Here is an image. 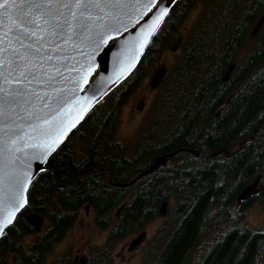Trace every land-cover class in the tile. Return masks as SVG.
Here are the masks:
<instances>
[{"label":"trees","instance_id":"1","mask_svg":"<svg viewBox=\"0 0 264 264\" xmlns=\"http://www.w3.org/2000/svg\"><path fill=\"white\" fill-rule=\"evenodd\" d=\"M199 2L176 1L132 74L50 157L30 187L27 206L0 239V264H44L87 205L100 228H112L88 264H113L118 243L154 222L164 200L172 204L148 242L143 264H264V227L246 221L252 200L264 205V25L239 58L264 16V0H207L146 120L129 142L117 137L129 97L179 40ZM172 153L166 166L132 186L111 184L131 181ZM258 178L256 194L239 203ZM29 213L49 225L26 247L22 239L35 231ZM55 264L68 263L61 258Z\"/></svg>","mask_w":264,"mask_h":264},{"label":"water","instance_id":"2","mask_svg":"<svg viewBox=\"0 0 264 264\" xmlns=\"http://www.w3.org/2000/svg\"><path fill=\"white\" fill-rule=\"evenodd\" d=\"M176 1L157 0L151 4L147 0H128L120 5H92L87 11L69 5L60 8L58 14L42 17L21 16L17 12L19 5L0 6V60L4 62L0 68L3 72L0 86L4 89L0 92V221L4 222L0 239L27 206L30 187L43 172L39 168H48L50 157L90 111L132 74ZM263 25L264 16L252 29L251 36L256 37ZM98 36L105 43L95 55H90L92 41ZM182 41L179 38L172 50ZM16 55L26 59L17 60ZM235 68L233 64L227 70L224 83L229 81ZM20 71H24V77L19 76ZM10 73L22 82H6L11 78ZM168 73L166 66H159L150 78V87H160ZM143 107L141 102L137 109L141 111ZM45 140L56 142L42 154L33 145ZM175 155L156 158L147 170L127 183H111L120 188L132 186L166 166ZM37 156L44 161L42 165ZM259 180L243 190L239 203L256 192ZM168 207L169 201H163L161 216L167 215ZM89 209V205L85 206L86 211ZM26 218L36 232L42 231L45 223L42 215L29 213ZM8 219L11 224L7 223ZM145 236L143 232L134 238L128 251L137 249ZM79 264H86L85 258Z\"/></svg>","mask_w":264,"mask_h":264},{"label":"rangeland","instance_id":"3","mask_svg":"<svg viewBox=\"0 0 264 264\" xmlns=\"http://www.w3.org/2000/svg\"><path fill=\"white\" fill-rule=\"evenodd\" d=\"M206 1L207 0H200V2L196 5V7L193 8L186 21L181 26L180 38H183V40L199 17ZM257 37L258 36L252 37L250 34L247 36L239 53V58H242L252 48L257 40ZM175 44L176 43L173 42L161 54L151 74L129 97L126 105L123 108L119 128L117 130V137L120 141L129 142L137 133L142 123L146 120L148 111H150L151 108V104L162 88V85L164 84L167 77L163 81L162 85L157 89H152L150 87V78L154 74L155 70L162 65L168 68V75L171 73L176 61L182 53L181 45H179L175 51L172 50V47ZM141 102H144V107L143 110L139 111L137 106ZM83 148L84 146H81L80 149L82 150ZM134 177L135 176H132L131 179ZM171 204L172 203L169 202V207ZM87 212L85 207L80 210L76 223L65 234V236L53 246L51 252L46 256L44 264H55L61 258H64L68 264H79L81 258H86V256H88L89 259L91 258L92 249L95 246L102 245L104 243L112 228H100L95 221V212L92 209L89 211V214H87ZM118 212L119 211L116 210L113 216H115V214ZM163 217L164 216L160 215L154 222L147 225L145 230L132 234L121 240L113 253V264H143L148 242L153 238L161 226ZM246 221L252 227H264V205L261 202L252 200L247 212ZM48 225L49 224L45 220L40 233L34 231L32 234L24 237L22 239L24 246L27 247L37 241L44 231H46ZM143 232L146 234L144 241L134 251H128V246L131 241Z\"/></svg>","mask_w":264,"mask_h":264},{"label":"snow or ice","instance_id":"4","mask_svg":"<svg viewBox=\"0 0 264 264\" xmlns=\"http://www.w3.org/2000/svg\"><path fill=\"white\" fill-rule=\"evenodd\" d=\"M128 2V0H0V6H7L11 5L12 7H16L19 5L20 7L17 8V12L21 16H28L35 14L37 16H47L49 14H58L60 8L67 7L69 5H75L78 6L82 11H87L88 8L92 5L100 6V5H120ZM137 2H141V0H137ZM148 3L156 4L157 0H147ZM172 2H175V0H172ZM15 23V21H13ZM25 31H28L27 28L24 29ZM33 36H35V33H32ZM94 47L93 52L90 55H95V53L101 48L102 44L105 43L102 36H98L96 40L92 41ZM2 51V50H0ZM36 54L39 55V49H36ZM17 60H24L25 57H21L19 55H16ZM40 59H43V57H40ZM50 59V58H49ZM3 60H0V68L3 67ZM9 63L14 64L15 61H9ZM31 63V61H29ZM59 74V73H57ZM11 77V73L9 74ZM25 73L24 71L19 72L20 77H24ZM31 75V73H29ZM0 76H3V72H0ZM6 82L8 83H15L20 84L22 81L17 77H11ZM4 89L2 86H0V92H3ZM19 94V93H17ZM0 100H2V97H0ZM0 108H2V105H0ZM56 141H51L49 143L47 140L41 141L38 145H33V147H39L41 149L42 154H46L48 149L51 147V144H54ZM37 160L39 164H43L44 161L37 156ZM40 171H44L43 167L39 168ZM11 219H8L7 223L11 224ZM4 231V222L0 221V234H3Z\"/></svg>","mask_w":264,"mask_h":264},{"label":"flooded vegetation","instance_id":"5","mask_svg":"<svg viewBox=\"0 0 264 264\" xmlns=\"http://www.w3.org/2000/svg\"><path fill=\"white\" fill-rule=\"evenodd\" d=\"M256 192H257V190H256ZM256 192H255V193H253L251 196L255 195V194H256ZM90 210H91V208H90ZM90 210H89V211H90ZM89 211H88V212L86 211V212H87V214H89ZM119 213H120V210H119L118 214H119ZM46 230H47V229H46ZM45 232H46V231H44V233H45ZM44 233H43V234H44ZM43 234H42V235H43ZM85 260H86V264H88V262H89V258H88V256H86Z\"/></svg>","mask_w":264,"mask_h":264},{"label":"bare ground","instance_id":"6","mask_svg":"<svg viewBox=\"0 0 264 264\" xmlns=\"http://www.w3.org/2000/svg\"><path fill=\"white\" fill-rule=\"evenodd\" d=\"M252 185V184H251ZM249 186V185H248ZM246 188V187H245ZM165 201V200H164ZM162 204V203H161ZM161 206V205H160ZM159 211H160V208H159Z\"/></svg>","mask_w":264,"mask_h":264}]
</instances>
